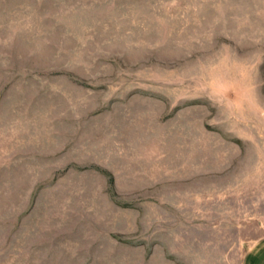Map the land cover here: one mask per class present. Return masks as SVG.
<instances>
[{
	"label": "rangeland",
	"instance_id": "1",
	"mask_svg": "<svg viewBox=\"0 0 264 264\" xmlns=\"http://www.w3.org/2000/svg\"><path fill=\"white\" fill-rule=\"evenodd\" d=\"M264 237V0H0V264H242Z\"/></svg>",
	"mask_w": 264,
	"mask_h": 264
},
{
	"label": "crops",
	"instance_id": "2",
	"mask_svg": "<svg viewBox=\"0 0 264 264\" xmlns=\"http://www.w3.org/2000/svg\"><path fill=\"white\" fill-rule=\"evenodd\" d=\"M242 264H264V237L249 244Z\"/></svg>",
	"mask_w": 264,
	"mask_h": 264
}]
</instances>
